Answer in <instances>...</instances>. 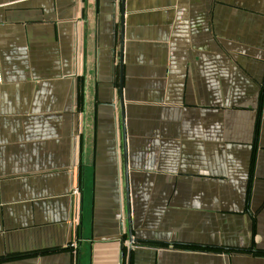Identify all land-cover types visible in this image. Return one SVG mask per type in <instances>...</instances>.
<instances>
[{"label": "crops", "instance_id": "crops-1", "mask_svg": "<svg viewBox=\"0 0 264 264\" xmlns=\"http://www.w3.org/2000/svg\"><path fill=\"white\" fill-rule=\"evenodd\" d=\"M129 250L264 264V0H0V264Z\"/></svg>", "mask_w": 264, "mask_h": 264}, {"label": "water", "instance_id": "water-1", "mask_svg": "<svg viewBox=\"0 0 264 264\" xmlns=\"http://www.w3.org/2000/svg\"><path fill=\"white\" fill-rule=\"evenodd\" d=\"M123 156H124V148H123ZM124 164H125V156H124ZM125 198H126V212H127V230H128L129 242H131L132 241V236H131V227H130V220H129L128 193H127L126 182H125ZM120 264H122V263H120ZM127 264H130V250L128 251Z\"/></svg>", "mask_w": 264, "mask_h": 264}, {"label": "built area", "instance_id": "built-area-1", "mask_svg": "<svg viewBox=\"0 0 264 264\" xmlns=\"http://www.w3.org/2000/svg\"><path fill=\"white\" fill-rule=\"evenodd\" d=\"M75 192L77 193V189H75ZM73 246V245H72Z\"/></svg>", "mask_w": 264, "mask_h": 264}]
</instances>
